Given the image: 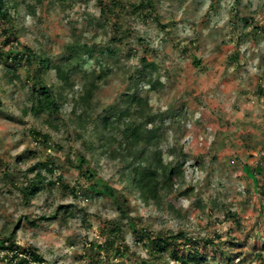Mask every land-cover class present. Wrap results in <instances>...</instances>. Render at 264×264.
Listing matches in <instances>:
<instances>
[{
	"label": "rangeland",
	"instance_id": "rangeland-1",
	"mask_svg": "<svg viewBox=\"0 0 264 264\" xmlns=\"http://www.w3.org/2000/svg\"><path fill=\"white\" fill-rule=\"evenodd\" d=\"M5 3L0 264L31 248L43 264H173L151 241L178 234L191 239L179 249L204 254L199 264H264V0ZM74 45L64 92L56 70L39 72L25 54L63 67ZM41 82L52 114L31 110ZM133 96L147 101L140 122L157 128L162 162L177 170L169 184L157 176L156 202L128 184L122 126L101 123Z\"/></svg>",
	"mask_w": 264,
	"mask_h": 264
},
{
	"label": "trees",
	"instance_id": "trees-1",
	"mask_svg": "<svg viewBox=\"0 0 264 264\" xmlns=\"http://www.w3.org/2000/svg\"><path fill=\"white\" fill-rule=\"evenodd\" d=\"M140 7L135 6L134 9L138 11ZM8 17V8L6 7L5 0H0V21L5 20L7 22ZM78 48L79 46L74 45L69 49L67 62L63 67L51 65L49 59L38 56L31 50L25 49V54L26 57L35 61L38 65L39 72L40 69H46L48 67L56 70L57 78L61 82L62 91L64 92L65 89H69L73 85L71 75L78 61V56H76ZM36 72L37 77L40 78V73L38 71ZM99 77L101 79V76ZM151 87L155 86L152 85ZM97 90L98 85L95 81L88 83L79 97L78 102H81V105L84 106L90 98L94 97ZM58 109L59 106L55 94L49 86L41 82L35 94V105L31 110L33 113L52 114L54 111H58ZM147 112H149L147 101L142 97L133 96L127 98V106L116 116L104 117L101 120L104 130H108L118 124L122 126L121 139L118 147L125 151L127 153L126 157L129 158L128 164H126V167L128 169L130 168L128 184L132 185L138 191L139 197L144 203H148L149 201L156 202L158 200V175L162 177L165 184H169L173 176L177 173L175 166H170L162 162L161 153L155 147L154 142L158 139L157 128H148L147 124L140 122L146 117ZM41 165L44 168H48L47 163ZM6 240H9L6 248L13 250L14 244L12 237ZM181 241L182 245L180 244ZM151 243L152 252L157 256L164 254L166 251H170L169 257L173 264H199L206 260L204 254L196 246V243H192V246L188 250L179 249L180 246L184 249V247L191 243V239L183 238V234H178L174 237L158 236L152 239ZM11 253L12 259L18 260V264H43L42 257H40L34 248L23 251L21 254L13 251Z\"/></svg>",
	"mask_w": 264,
	"mask_h": 264
}]
</instances>
